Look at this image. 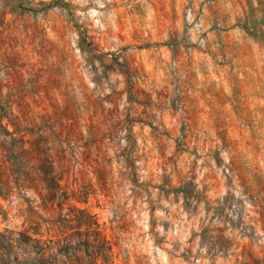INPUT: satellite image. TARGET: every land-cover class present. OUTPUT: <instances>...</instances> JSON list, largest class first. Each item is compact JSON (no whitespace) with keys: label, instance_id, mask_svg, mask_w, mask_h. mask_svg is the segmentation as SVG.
I'll use <instances>...</instances> for the list:
<instances>
[{"label":"rangeland","instance_id":"obj_1","mask_svg":"<svg viewBox=\"0 0 264 264\" xmlns=\"http://www.w3.org/2000/svg\"><path fill=\"white\" fill-rule=\"evenodd\" d=\"M212 2L0 0V264H264V0L227 56Z\"/></svg>","mask_w":264,"mask_h":264},{"label":"crops","instance_id":"obj_2","mask_svg":"<svg viewBox=\"0 0 264 264\" xmlns=\"http://www.w3.org/2000/svg\"><path fill=\"white\" fill-rule=\"evenodd\" d=\"M237 0H213L211 7L207 10V22L205 24L204 30L205 34V43L209 45V49L216 50V52L221 49L223 55L227 56L228 45H237L245 43H254L255 38L250 35H246L245 31L249 30L250 24H236L233 23V15L235 13V8L240 12L236 5ZM241 7L244 13L248 12V7L246 6V0H240ZM222 14L228 16V20L222 21L220 16Z\"/></svg>","mask_w":264,"mask_h":264},{"label":"trees","instance_id":"obj_3","mask_svg":"<svg viewBox=\"0 0 264 264\" xmlns=\"http://www.w3.org/2000/svg\"><path fill=\"white\" fill-rule=\"evenodd\" d=\"M50 197H51V195L47 196L46 198H45V196H44L45 200H46V199H49Z\"/></svg>","mask_w":264,"mask_h":264}]
</instances>
